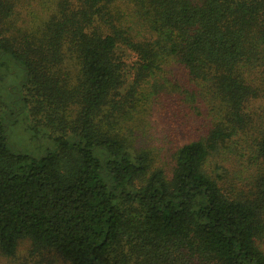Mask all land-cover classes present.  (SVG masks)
<instances>
[{
    "label": "trees",
    "instance_id": "obj_1",
    "mask_svg": "<svg viewBox=\"0 0 264 264\" xmlns=\"http://www.w3.org/2000/svg\"><path fill=\"white\" fill-rule=\"evenodd\" d=\"M25 240L264 264V0H0L1 258Z\"/></svg>",
    "mask_w": 264,
    "mask_h": 264
},
{
    "label": "rangeland",
    "instance_id": "obj_2",
    "mask_svg": "<svg viewBox=\"0 0 264 264\" xmlns=\"http://www.w3.org/2000/svg\"><path fill=\"white\" fill-rule=\"evenodd\" d=\"M159 111L155 113L153 117L152 127L150 129V133L154 136H161L166 132L165 125L159 122ZM31 243L29 240L23 241L19 248L17 255L14 259L6 260L2 259L0 256V264H35L38 261L35 257H31ZM47 264V263H44ZM50 264V262L48 263Z\"/></svg>",
    "mask_w": 264,
    "mask_h": 264
}]
</instances>
